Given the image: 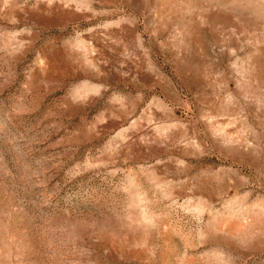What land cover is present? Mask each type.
<instances>
[{
  "label": "rangeland",
  "instance_id": "374dc122",
  "mask_svg": "<svg viewBox=\"0 0 264 264\" xmlns=\"http://www.w3.org/2000/svg\"><path fill=\"white\" fill-rule=\"evenodd\" d=\"M0 264H264V0H0Z\"/></svg>",
  "mask_w": 264,
  "mask_h": 264
}]
</instances>
